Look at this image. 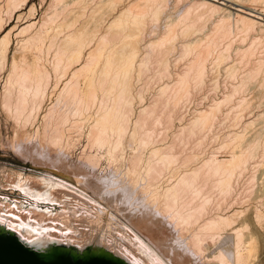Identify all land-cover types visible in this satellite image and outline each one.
I'll use <instances>...</instances> for the list:
<instances>
[{
  "label": "bare ground",
  "instance_id": "obj_1",
  "mask_svg": "<svg viewBox=\"0 0 264 264\" xmlns=\"http://www.w3.org/2000/svg\"><path fill=\"white\" fill-rule=\"evenodd\" d=\"M28 1L5 0V5L13 15L14 10ZM189 1L181 13L172 17L165 14L169 0H59L52 6L53 13L44 21L42 17L39 27H35L33 20L18 29L19 32H14L15 25L0 35V79L7 72L0 105L14 123L15 132L10 139L14 152L21 158L54 168L81 183L84 190L92 189L94 194L87 195L63 180V176H55L50 171L28 172L0 165L2 187L28 201L26 204L19 199L0 198V233L16 236L48 260L60 251L77 258L101 254L123 264H263L264 257L256 250L252 231L245 234L247 225L236 224L222 206L228 201L226 197L230 198L237 186L240 187L242 179L244 190L254 188L256 182L253 185L251 181H255V171L261 162L254 163L258 155L264 159V0ZM215 13L219 16L213 19ZM207 22L212 24L205 30L202 27L206 28ZM3 28L0 17V32ZM236 29L246 33L245 36L256 30L259 33L244 47H234L236 60L226 64V55L233 49L231 35ZM13 33L16 37L23 35L18 38L24 52L11 59ZM148 33H155L157 37L152 35L154 40L147 39ZM244 38L241 35L239 40L244 42L247 40ZM225 44L228 45L225 47ZM26 51H31V56ZM241 68L239 84L210 100L206 107L192 110L190 118L173 131L169 144L160 147L155 144L156 138L152 136L156 131L148 126L150 121L153 125L172 126L175 115L202 94L211 79L213 84L218 82L219 69L232 78ZM143 71L151 73L152 82L153 79L162 82L148 105L142 88L134 90V80L140 79ZM80 75L85 76V86L78 81ZM64 77L69 79L59 88L58 102H54V92ZM250 84L251 96L239 98L236 107L232 105L229 114L223 116L224 106L231 104L237 90L246 89ZM59 98L66 101V110L62 109L64 105L60 108ZM136 98L140 104L137 111ZM230 109L235 112L231 117ZM41 114L42 122L37 126L36 120ZM227 119L234 126L245 125V132L248 125L255 124L257 128L255 133L254 128L249 132V137L243 130L238 132L240 127L235 129L237 132L232 130L223 135L221 144L229 146L228 158L219 159L217 154L209 157V154L194 168L174 169L181 158L176 154L177 146L186 145L194 138L202 142L207 133ZM69 123L70 128L87 123L88 143L108 145L107 152L113 162L121 156L118 152L122 151L124 137L129 135L133 141L138 135L139 147L129 157V167L126 166V171L123 169L125 173L120 170L126 177V186L123 187L121 182H125L121 179L113 189L111 176L99 177L87 169L80 170L88 165L100 167L99 157L92 152L84 150L78 155L83 159L80 158V167L67 161V152L76 144V137L73 139L67 133ZM28 124L36 129L28 128ZM163 131L165 134L166 130ZM150 142L153 146L148 151L144 170L141 168L144 152L141 156L139 148L150 146ZM123 160L122 164H127V159ZM133 193L137 197L131 196ZM113 210L121 212L126 221L118 218Z\"/></svg>",
  "mask_w": 264,
  "mask_h": 264
},
{
  "label": "rangeland",
  "instance_id": "obj_2",
  "mask_svg": "<svg viewBox=\"0 0 264 264\" xmlns=\"http://www.w3.org/2000/svg\"><path fill=\"white\" fill-rule=\"evenodd\" d=\"M1 1V0H0ZM53 2V5L52 4H50L49 2ZM174 1V2H173ZM176 0H169V4H168V6L166 7V10H165V14L166 13H168V14H171L172 15V17H175L176 15H178L179 13H181V11L182 10H184V8H185V4L187 5L190 1L189 0H181L180 2H178V3H176L175 2ZM188 1V2H187ZM2 2V3H1ZM0 3V17L2 18V21H3V25H4V28H3V30L0 32V35L1 34H5L9 29H11L12 28V26H15L16 25V29H17V31L15 30L14 32H19L18 31V29L20 30L21 28H22V26L23 25H26L28 22H32L33 20L34 21H36V25H35V27L37 26V27H39V24H42L41 23V21L40 20H42V17H43V21L49 16V15H51L52 13H53V10H54V8L52 7V6H54L55 4H57V2H59V0L58 1H56V0H29L28 1V3L26 4V5H24L23 7H21V8H18L17 10H14V13H13V15H10V12H9V7L8 6H6L5 5V0H2ZM187 2V3H186ZM246 3H248L249 5H251L252 3H250L249 1H246ZM51 5V7H52V9H51V7H50V10L51 11H49L48 10V8H49V6ZM253 6H254V4H252ZM225 6V5H224ZM183 8V9H182ZM8 10V11H7ZM231 10H233V9H231ZM52 12V13H51ZM45 13L46 14H48V15H45ZM45 15V18H44V15ZM42 15V16H41ZM11 16H12V18H11ZM219 16V13H215V15L213 16V19H215V17L217 18ZM40 21V22H39ZM42 21V22H43ZM263 22H264V20H262ZM212 22V21H211ZM211 22H207L206 24H205V26H206V28L203 26L202 28L203 29H205V30H207L208 28H209V26L212 24ZM236 28V27H235ZM234 28V29H235ZM259 31V30H258ZM155 32H157V34H158V32H159V30L157 29ZM200 32V31H199ZM233 35H231V38H233V43H231V45L233 46L232 48L233 49H231L230 48V50L228 51V53H229V55H226V57H227V60H225L226 61V64H231V63H233L234 61H233V59L234 60H236V57L234 56V53H235V51H234V47L235 48H237L238 46H242L243 45V47H244V45H247V44H249V40H250V38H251V41H252V38L255 36L256 37V34L257 33H259V32H257V30H256V32L254 31V32H251V33H249V36H248V33H247V36H245L246 35V33H244L243 32V34H242V31H238V29H236V32H235V30H233ZM256 33V34H255ZM16 33H13V35H12V45H11V51H10V58L12 59V57L13 56H15V57H20L21 56V54H22V52L21 51H23L24 52V50L21 48V44H20V40H19V38L21 39L22 37H23V35L21 34V35H18V37H16V35H15ZM157 34H147V37H145V38H147V39H152V40H154V37H152V35L153 36H155V38L157 37L156 35ZM238 34V36L235 38V36ZM239 34H241L242 35V37L244 38H246L247 40H245V38H244V42H243V39H240L239 40V38H240V36L241 35H239ZM250 35H252V37H250ZM149 36H150V38H149ZM235 38V39H234ZM249 38V39H248ZM238 39V40H237ZM242 40V41H241ZM234 41H236V42H234ZM231 42H232V39H231ZM241 42V43H240ZM177 43H178V45H179V40H177ZM238 44H240V45H238ZM16 45L18 46V47H16ZM228 44H225V47L227 46ZM230 45V46H231ZM235 45V46H234ZM19 48H21V49H19ZM16 49H18V50H16ZM224 49V48H223ZM16 50V51H15ZM26 52H30V53H28L29 54V56H31V51H26ZM232 52H233V55H232ZM227 53V54H228ZM263 53H264V50H263ZM13 54V55H12ZM176 56V55H175ZM174 56V57H175ZM226 59V58H225ZM231 60V61H230ZM225 64V62H224V66L226 65ZM223 65L221 66L222 68H224L223 67ZM143 72H144V74H143ZM142 72V74H141V77H140V79H135L134 80V82H135V84H134V90L135 91H138L139 90V87H141L142 88V93L144 92V96H145V100H144V102H145V104H149L150 103V101L153 99V95L156 93V91H157V88H159L161 85H160V83H162V82H160V81H155V79H153V82L151 81L152 80V77L150 78V72L148 71V73H147V71H143ZM224 72H226L225 70H222V69H219V72H218V77H216V78H218V84L217 83H215V84H213V82H214V79H211V80H213V81H207L208 83L206 84L207 85V87L205 88V90H204V92H206V93H204V92H202V94H198V96H196V97H194V100L192 99V102L190 101V104L188 105V107H186V108H184L183 109V111L181 110V112H178L177 113V115H175V119H174V123H173V125L172 126H170V127H165V124L163 125L162 123H158L157 125L156 124H154L153 125V123H152V121H150L149 123H150V125L148 124V126H151L153 129H154V131H156L154 134H153V136L152 137H154V138H152V139H155L156 140V145L157 146H165V145H167V144H169V142H171V140H172V138H173V131L174 132H176L177 130H178V127H179V125L180 124H182V123H184V121H187L186 119H189L190 117L189 116H191V113H192V110H194L196 107H198V108H202V107H206L207 105H208V103H210V100L212 101V100H214V99H216V98H219V97H221V96H223L224 94V92L226 93V92H229V89L231 90L232 89V86H234V85H237V84H239V82H240V80H241V78H240V76H242V75H240V74H243V72H242V68L238 71V73H237V75L235 76V77H232V78H229L228 76H227V74L226 73H224ZM6 71H5V73L3 72L2 73V76H1V79H0V92H1V90H2V88H3V83H4V77H6ZM225 74V75H224ZM143 75V76H142ZM146 75V76H145ZM220 75V76H219ZM144 76H145V78H144ZM211 76V75H210ZM224 76V77H223ZM67 77V76H66ZM70 77V76H69ZM228 78V79H227ZM69 79V78H68ZM68 79H66L65 77L63 78V80L60 82V84H59V86H58V88L56 89V91L54 92V95H53V100H54V102H58V91H59V88L61 87V85L64 83V82H66ZM146 79V80H145ZM151 79V80H150ZM208 79H209V77H208ZM226 79V82H223L224 80ZM233 79H235L234 81H232ZM240 79V80H239ZM150 80V81H149ZM78 81H79V83L81 84V86H85V84H86V79H85V76H82V75H80V77L78 78ZM83 81H84V83H83ZM145 81H146V86H145ZM155 81V82H154ZM215 81H216V79H215ZM221 81V82H220ZM156 83V84H155ZM212 83V84H211ZM228 83V84H227ZM158 84L160 85V86H158ZM211 85H214V86H211ZM230 85V86H229ZM211 86V87H210ZM252 85L250 84L249 85V87H247L246 89H244V87H243V89H240V91L238 92V90H237V92H236V94L234 95V98H233V101L231 102V104L230 105H226V107L224 106V111H223V116H224V113L225 114H229L228 112H229V108H232V105L233 106H235L236 107V102L238 101V100H240L241 99V97H247V98H249L251 95V91L250 90H252V87H251ZM149 87V88H148ZM214 87H216V88H214ZM249 88V89H248ZM251 88V89H250ZM146 90V91H145ZM212 90V91H211ZM222 90V91H221ZM242 90V91H241ZM247 90V91H246ZM248 90H249V92H248ZM209 91V92H208ZM244 91V92H243ZM220 92H221V94H220ZM210 93V94H209ZM239 93H240V95H239ZM244 93H245V96H244ZM238 94V95H237ZM243 95V96H242ZM250 95V96H249ZM201 99H200V98ZM205 97V98H204ZM196 98V99H195ZM210 98V99H209ZM212 98V99H211ZM236 98V99H235ZM240 98V99H239ZM60 100H59V105H60V108L64 105V104H66L65 102L66 101H63L64 100V98H63V100H62V98H59ZM201 100V101H200ZM139 100H138V98H136L135 99V102H134V108H135V110L137 111V109H139V105L140 104H138L139 102H138ZM143 102V103H144ZM148 102V103H147ZM194 102V103H193ZM197 102V103H196ZM62 103V104H61ZM142 103V104H143ZM198 103H201V104H199L198 105ZM141 104V105H142ZM144 104V105H145ZM198 106H197V105ZM230 106V107H229ZM63 107H65V109L64 108H62L63 110H66L67 109V107L64 105ZM61 109V110H62ZM161 109V108H160ZM235 109H237V108H235ZM231 110V115H230V117L232 116V115H234V114H232V113H235L234 112V109H230ZM237 110H239V109H237ZM227 111V112H226ZM236 111V110H235ZM158 112H160L159 111V109H158ZM180 113L182 114V113H185V114H183V115H180ZM179 115V116H178ZM180 116H182L181 118H180ZM246 116H248L249 117V115L247 114ZM248 117H246V119H248ZM176 119H178V120H176ZM180 119H181V121H180ZM228 120H230V121H228ZM42 122V114L40 115V117H38L37 118V120H36V125L38 126L40 123ZM72 122V121H71ZM70 122V123H71ZM179 122V123H178ZM227 122V123H226ZM232 121H231V119H227V121H225V123L226 124H228V125H225V123H223V125H221V126H216L215 127V129H212L211 130V132H209V133H207L206 134V136H204V138L205 139H203L202 140V142L200 141V139L198 140V138H194V139H192L191 141L189 140V142L187 141L186 142V145L185 144H182L181 146H185V148L183 147H181V146H177L175 149V151L177 152L176 154L179 156V160L175 163V165H178L177 167L174 165V169L175 170H178V168L180 167V169H183L184 168V166L186 167V169H190V168H194V166H198V165H200L201 163H200V161H202L203 159L204 160H206V157L208 158V155H209V157L211 156V155H216L219 159L221 158H228L229 157V152H230V149H229V152L227 151L228 150V148H229V146H227V148H226V145H223V143L221 144V141L223 140V135L225 136L226 134H228L230 131L232 132V130L235 132H237V130L239 129V127H240V129L238 130V132H241V130H243L244 131V129H246V127H245V125H243V127H242V125H239V127H238V125L236 126H234V124L233 123H231ZM70 123L66 126V129H67V133H68V135H69V133H70V136L72 137L73 136V139L75 138V142H76V144H75V146L73 147V149L71 150V152H72V154L73 155H70L71 154V152L69 151V152H67L66 154H67V161L69 162V163H72L73 165H79V164H81L79 161L82 159V155H81V159L79 158V156H80V153L81 154H83L84 153V150H85V153H91L92 152V154H95L97 157H99V164H100V167H99V165L97 164V165H95V167L94 166H87V167H82V169L80 168V170H86V171H88L89 173H92V174H96L97 176H99V177H110L111 176V178L113 179V177L115 176L114 174L116 173V176H118V177H114V179L112 180L111 179V183H113V189H114V186H116L118 183L120 184V181H121V179H122V181H124L125 183H123V182H121L122 184H123V187H124V185L126 186V177H125V175H124V170L125 169H127L126 168V166H128L129 167V164H130V158L129 157H131V156H133L136 152V149L135 148H138L139 147V141L137 142V137H138V135H136V137L134 138V140L132 141V139H130V136L129 135H127V136H125L124 137V140L122 141V145H123V148L127 145V147H125V149L123 150V148H121L120 147V149H122V151L120 152V150H119V154H121V156H119L118 158V160H116V159H114L115 160V162H113V159L111 160L110 158H109V154H108V149H107V147H108V145H103V146H97V145H92V144H90V143H88V137H87V131H88V128H89V125L87 124V123H84V124H81V127H75V126H71L72 128H70L69 127V125H70ZM231 123V124H230ZM233 124V125H232ZM153 125V126H152ZM156 125V126H155ZM161 125V126H160ZM231 125V126H230ZM28 126H29V124H28ZM255 126V127H254ZM218 127V128H217ZM220 127V128H219ZM28 128H30V129H32V130H35L36 128H35V126H29ZM77 128V129H76ZM79 128V129H78ZM81 128V129H80ZM170 128V129H169ZM251 128V129H250ZM253 128H254V131H253V133H255V130H256V128H257V125H255V124H251V125H248L247 126V131L245 132L244 131V133H245V135L247 134L248 136L247 137H249L250 136V131H252L253 130ZM159 129H162V130H160L159 131ZM163 129L164 130H166L165 131V134L163 133L164 131H163ZM169 129V130H168ZM235 129H237V130H235ZM81 130V131H80ZM216 130V131H215ZM243 131H242V133H243ZM14 132H15V127H14V123L11 121V119L10 118H8V116H7V114H6V112L3 110V108L1 107V105H0V165L2 166H6V167H11V168H22L23 170H25V171H28V172H37V173H45V172H48V171H50L51 173H55V176L56 175H58V176H63L62 178H63V180H65V181H67L69 184L71 183L73 186L74 185H76V186H74V187H76L78 190H81L82 189V191L84 190L83 189V187L81 186V183H79V184H77L78 182H76V181H74V180H70L69 179V177H67V176H65V175H62V174H60V173H58L57 171H55L54 170V168H47V167H45V166H42V165H40V164H37V163H35L34 161H32V160H29L30 158H28V159H26L25 157H22L21 158V156L19 155V154H17L16 152H14V149L12 148V146H11V143H10V139L13 137V135H14ZM158 132V133H157ZM172 132V133H171ZM218 132V133H217ZM219 132H220V134H219ZM230 132V133H231ZM213 133L215 134V136L213 135ZM252 132H251V134H253ZM172 134V135H171ZM218 134V135H217ZM164 135V136H163ZM208 135V136H207ZM157 136V137H156ZM160 136V137H159ZM217 136V137H216ZM78 137V138H77ZM170 137H171V140H170ZM166 138V139H165ZM162 139V140H161ZM196 139V140H195ZM77 140H79V141H77ZM135 140H136V142H135ZM158 140H160L159 142H158ZM170 140V141H169ZM200 141V142H198V141ZM7 141H8V143H7ZM87 141V142H86ZM80 142V143H79ZM128 142V143H127ZM130 142H131V144H130ZM132 142H134V143H132ZM6 143V144H5ZM87 143V144H86ZM198 143V144H197ZM3 144V145H2ZM90 144V145H89ZM129 144V145H128ZM133 144V146H131L130 147V145H132ZM195 144V145H194ZM196 144H197V146H196ZM85 145V146H84ZM87 145V146H86ZM125 145V146H124ZM201 145V146H200ZM79 146H81V147H79ZM84 146V148L82 149V147ZM90 146V147H89ZM137 146V147H136ZM153 146V144H151V142H150V146L149 145H147L146 147H143V148H139V150H140V155L142 156V154H143V152H144V157H143V161H142V165H141V168L142 169H146V166H147V164H146V160H147V158L149 157L148 155H149V152H150V150H151V147ZM196 146V147H195ZM223 146H225V147H223ZM5 147V148H4ZM86 147V148H85ZM91 147H92V149H91ZM128 147H129V149L131 150V152H130V150L128 149ZM189 147H190V149H189ZM221 147V148H220ZM223 147V148H222ZM75 148V149H74ZM182 148V149H181ZM13 149V150H12ZM89 149V150H88ZM132 149H133V153H132ZM134 149H135V151H134ZM145 151H144V150ZM177 149H179V150H177ZM99 150V151H98ZM101 150V151H100ZM138 149H137V152L139 151ZM189 150V151H188ZM195 150V151H194ZM87 151V152H86ZM89 151V152H88ZM104 151V152H103ZM149 151V152H148ZM96 152V153H95ZM130 152V153H129ZM183 152V153H182ZM185 152V153H184ZM228 152V153H227ZM181 153L183 154V155H181ZM195 153V154H194ZM100 156H99V155ZM126 154V159H127V164H125L126 162H123L124 164H122V160L123 161H126V159L124 158V155ZM133 154V155H132ZM148 154V155H147ZM192 154V155H191ZM262 154V153H261ZM79 155V156H78ZM101 155H102V157H101ZM104 155V156H103ZM188 155H190V156H188ZM196 155V156H195ZM128 156V157H127ZM148 156V157H147ZM185 158H184V157ZM262 155H258V157L257 158H259V159H257L256 158V160L257 161H255V163L254 164H256L257 162H258V164H259V162H261V164H259V166L261 165V167L263 166V162L262 161H264V159H262L261 160V157ZM264 156V155H263ZM69 157V158H68ZM104 157V158H103ZM108 157V158H107ZM123 157V159H121V158ZM189 157H191V160H190V158ZM24 158V159H23ZM77 158V159H76ZM79 158V159H78ZM129 158V159H128ZM193 158V159H192ZM197 158V159H196ZM72 159V160H71ZM73 159H75V160H73ZM121 159V160H120ZM202 159V160H201ZM25 160V161H24ZM70 160V161H69ZM83 160V159H82ZM102 160V161H101ZM109 160L111 161V163L109 162ZM181 160H183V161H181ZM184 160H185V162H184ZM188 160V161H187ZM259 160V161H258ZM77 161V162H76ZM117 161V162H116ZM181 161V162H180ZM195 161H196V163H195ZM34 162V163H33ZM74 162H76V164L74 163ZM102 162V163H101ZM113 162V163H112ZM118 162H119V164H118ZM145 162V166L143 165V163ZM180 164H183V165H179V163ZM197 162H198V164H197ZM129 163V164H128ZM200 163V164H199ZM33 164H36V165H34L33 166ZM115 164H117L116 166H118V165H120L121 164V166L119 167L118 166V168L115 166ZM191 164V165H190ZM111 165H112V169H111ZM37 166V167H36ZM102 166V167H101ZM123 166V167H122ZM124 166H125V168H124ZM191 166V167H190ZM258 166V167H259ZM79 167H80V165H79ZM104 167V168H103ZM110 167V168H109ZM115 167V168H114ZM258 167L256 168L257 169V172L255 171L256 169H254V171H255V181L254 180H252L251 181V183H253V185H254V183L256 182V185L254 186V188H253V186H252V189H249V190H244L245 188H246V186H244L243 187V185H244V180L242 179V182L240 181V187L239 186H237V188H236V190H237V192H236V190H235V197L233 196L234 195V193H233V195L232 196H230V198H229V196H228V198L226 197V199H225V201L226 200H228V201H226V203H224L223 202V204H224V206H222L223 207V210H224V212H227L228 213V215H232V218L236 221V224H239V225H241L242 223L244 224V225H247V228L246 229H248V230H246V229H244V232H245V234H248V233H250L251 231H252V233L254 234V237H256V250L259 252V253H261L262 255H263V257H264V183L262 182V184L260 183L261 181V178L263 177L264 178V171H263V169H264V167L263 168H261L260 167V170L258 169ZM43 168V169H42ZM101 170H100V169ZM102 168H103V171H102ZM106 168V169H105ZM117 168V170H115ZM120 168V169H119ZM177 168V169H176ZM46 169V170H45ZM91 169V170H90ZM110 169V170H109ZM118 169H119V171H118ZM122 169V171L124 172H122V171H120ZM124 169V170H123ZM185 169V168H184ZM33 170V171H32ZM100 170V171H99ZM107 172H106V171ZM112 170V171H111ZM113 170H114V172H113ZM258 170H259V172H258ZM97 171V172H96ZM110 171V172H109ZM126 171V170H125ZM98 172H99V174H98ZM112 172V174H110ZM119 172V173H118ZM261 172V173H260ZM114 173V174H113ZM118 173V174H117ZM123 175H122V174ZM102 174V175H101ZM120 174V175H119ZM258 174V175H257ZM104 175V176H103ZM106 175V176H105ZM109 175V176H108ZM113 176V177H112ZM121 176L123 177V178H121ZM259 177V178H258ZM261 177V178H260ZM115 178H116V181H115ZM117 181H119L118 183H117ZM262 181H264L263 179H262ZM115 182H116V185H115ZM258 182V183H257ZM242 183V184H241ZM118 184V185H119ZM246 185V184H245ZM3 185H1V183H0V198H4V197H7L8 198V200H10V201H16V200H18V201H26V204L28 203V201L23 197V196H21L20 194H18L17 192H12V190L11 189H8L7 187H2ZM78 186H80V187H78ZM120 186H122V185H120ZM4 188H6V189H4ZM81 188V189H80ZM115 188H117V186L115 187ZM242 188V189H241ZM110 189H112V187H110ZM241 189V190H240ZM8 192H7V191ZM240 192H239V191ZM250 190H251V192H252V194H250L249 192H250ZM86 191H88V192H90V193H88V192H86ZM244 191V192H243ZM84 192L87 194V195H89V196H94V194H92V189H90L89 190V188L86 190H84ZM242 192V193H241ZM239 193V194H238ZM256 193V194H255ZM134 194H136V193H133L131 196H133ZM249 194V195H248ZM237 195H239L238 196V198H237ZM244 195V196H243ZM135 196L136 195H134L133 197L135 198ZM243 196V197H242ZM22 197V198H21ZM137 197V196H136ZM139 197V196H138ZM240 197V198H239ZM241 197H242V199H243V202H242V199H241ZM248 197V198H247ZM262 197V198H261ZM231 198H233L232 200H233V202H232V200H231ZM237 199L236 201H235V199ZM257 198H260V199H257ZM24 199V200H23ZM139 199V198H138ZM137 199V200H138ZM141 200V199H140ZM220 200L222 201V199L220 198ZM230 201H231V203H232V206H231V203H230ZM103 202V201H102ZM235 202H236V204H235ZM238 202L240 203V205H238ZM262 202V206L260 205V203ZM229 203H230V206H228L229 205ZM257 203V204H256ZM103 204H105L106 205V203L105 202H103ZM115 205V204H114ZM227 205V206H226ZM259 205V206H258ZM255 206V207H254ZM261 206V207H260ZM226 207H228V209L226 208ZM225 208L227 209V210H225ZM258 208V209H257ZM233 210H236L237 212H234ZM259 212L258 214L259 215H256V212ZM113 212H114V214H116V216L118 217V218H123L122 220L123 221H126V219L124 218V217H122V215H121V212H118V211H114L113 210ZM118 213V214H117ZM241 213V214H240ZM120 214V215H119ZM255 214V215H254ZM257 216V217H256ZM107 217V216H106ZM239 218V219H238ZM245 222V223H244ZM258 243V244H257ZM263 264H264V262H263Z\"/></svg>",
  "mask_w": 264,
  "mask_h": 264
},
{
  "label": "water",
  "instance_id": "obj_3",
  "mask_svg": "<svg viewBox=\"0 0 264 264\" xmlns=\"http://www.w3.org/2000/svg\"><path fill=\"white\" fill-rule=\"evenodd\" d=\"M0 264H123L118 260L101 254L87 258H77L72 254L57 252L53 259L41 257L35 250L27 247L16 236L0 233Z\"/></svg>",
  "mask_w": 264,
  "mask_h": 264
}]
</instances>
